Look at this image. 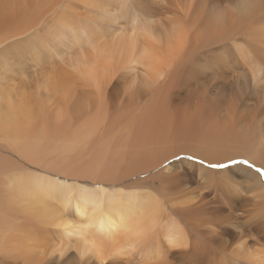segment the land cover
Here are the masks:
<instances>
[{
    "label": "bare ground",
    "instance_id": "6f19581e",
    "mask_svg": "<svg viewBox=\"0 0 264 264\" xmlns=\"http://www.w3.org/2000/svg\"><path fill=\"white\" fill-rule=\"evenodd\" d=\"M19 1L0 0V264H103L112 258H121L126 264H264V244L230 246L220 239L216 242L218 235L212 231L182 229L178 221L167 217L165 205L153 197L150 188L145 192L117 186L133 176L160 169L156 175L128 183L149 184L175 166L169 164L161 170L165 162L183 153L209 164L245 158L264 168V124L252 119L246 122L248 116L238 115V103L228 104L224 117L221 106L225 104L220 102L226 99L219 95L217 102L202 101L208 106L201 111L209 112V116L203 112L188 122L199 124L197 129L215 143H227L224 158L210 156L213 149L200 154L184 144L165 159L152 158L144 170L136 169L129 178L123 172L124 179L116 180L122 173L115 167L127 160L125 157L139 154L136 148L144 143L140 140H147L153 131L152 141L150 138L144 145L158 143L161 124L155 119L131 127L119 124L118 119L111 118L114 113L111 115L107 105V89L116 78L122 79L123 105L134 103L141 93L147 97L158 93L181 50L180 32L164 26L158 16H152L153 8L138 0ZM233 1L264 5V0ZM85 7L98 11L96 23L100 20L97 30L85 39L88 51L66 66L55 67L34 89L5 80L17 72L15 68L27 65L26 57L35 66L41 64L49 57L44 52L56 45L53 39H57L58 47L62 44L59 39L68 32L76 38L78 33L70 19L75 18L74 11ZM245 16L247 21L256 18L255 13ZM73 41L72 45H77L79 39ZM201 48L192 57V72L199 67L196 59ZM236 50L250 64L253 81L262 80V63L248 58L241 45L237 44ZM44 64L41 69L47 66ZM189 80L177 81L174 88L180 91L191 84ZM119 105L123 106L122 102ZM153 115L158 117L157 112ZM191 136H185V141L189 142ZM173 179L172 186L183 189V183ZM86 181L91 183L87 185ZM262 191L256 197L264 205ZM175 257L178 260H172Z\"/></svg>",
    "mask_w": 264,
    "mask_h": 264
},
{
    "label": "rangeland",
    "instance_id": "374dc122",
    "mask_svg": "<svg viewBox=\"0 0 264 264\" xmlns=\"http://www.w3.org/2000/svg\"><path fill=\"white\" fill-rule=\"evenodd\" d=\"M153 1L138 0L137 2H142V4L146 3V6L149 5V8L151 7L150 9H154L151 10L155 14H152V16H158L164 26H167V28L175 27L177 32H180L179 45L181 50L178 53V58L174 60L175 62L167 72L169 75L166 74L161 81L160 91L158 90L156 94L153 92L152 94L154 96L149 94L148 97L151 96L152 99L150 98V100L152 102L147 99V95L141 93L140 99H137L134 102L135 104L125 102L127 105H123V81L120 78H116L108 87L106 99L109 104L107 105L111 107V115L114 113L112 115L113 117H110L112 119H118L119 124L124 122L128 125L130 124L131 127L134 123L142 125L141 123L144 120L147 123L150 120L152 122V119H155L154 121L156 122L159 120L161 124V129H158L157 132V137L159 136L161 138L159 140L157 139L158 143L156 142V145H144L145 143H149L148 140L150 138V141H152V135H154L152 131L151 135L146 137L147 140H140L144 143L142 145L140 143L141 147L136 148V151L139 152L138 155L128 156L129 153H127V158L125 157L126 155H122L127 160H123L115 167V171L120 174L122 173V175H117L116 180H120V178L124 179L125 175V178H129L128 176L131 175V172L136 169L144 170V168H147L148 163L151 164L152 158L160 157V159H165L167 154L177 149L180 150V147L184 144H189V148L198 149L200 154H202L201 152L207 154V152H213L214 150L210 156H225L229 149L227 148V143H215L211 136L197 129L199 124L195 126L192 123L190 125L188 122L190 119L195 120V116H199L203 112L206 117L209 116V112L201 111V108L208 106V104H202L209 101L217 102L220 96L226 99V102L223 103V99L220 102L225 105L221 106L219 104L223 109L224 117H226L224 113L226 112L225 109L230 103H238L236 104L238 115L248 116L249 119L246 122L252 119L264 124V77L255 83L252 78L250 64L246 63L236 50V45H241L247 52L248 58L260 61L264 68V17L261 16V14L264 15V5H259L257 2L254 4L239 5L233 0ZM19 3H24V1L20 0ZM77 11H74L75 18L70 19L78 33L76 38L73 33L68 32L61 37L62 40L59 39L58 43L61 41L62 44L58 47L57 39H53L56 45L52 51L48 48L44 52L48 53L49 57L40 61L41 64L35 66V64L29 63L30 58L26 57L24 61H27L28 66L22 64V68H15L17 72L11 73L5 80L12 79L11 82H18L25 89H34L37 84L43 81V77L45 78V76L51 74L57 66H66L69 64V61H72L80 53L88 51V47L84 45L85 39L95 29L97 30V23L100 20L97 23L96 20L98 19L99 13L95 9L91 10L89 7ZM246 13H255L256 18H251L247 21ZM261 17L262 20H260ZM84 30L87 31L84 32ZM73 38L74 41L79 39L77 45H72L71 41ZM24 39L28 38L24 37ZM50 40L52 39L50 38ZM206 43L211 45L205 46ZM69 44L71 47H69ZM67 47L70 50H67ZM200 47L202 48L199 49L196 59V62H199V70L197 69L198 72L197 70L192 72L191 69L195 65L192 57ZM44 62V65L47 66L41 69L40 66ZM50 65H52L53 69H51ZM187 79H190L189 82L191 84L189 86H182L180 91L174 88L177 81L178 83L180 81L186 82ZM202 98H205V100ZM238 100L239 102H237ZM121 102L123 106L120 107L119 104ZM146 105L149 108H146ZM155 112H157L158 116H155L156 118L153 115ZM115 114L116 116L114 117ZM224 117L222 118L225 119ZM164 118L167 119L162 121ZM168 132L169 135L171 134L170 136ZM188 135H192L189 142L185 141L188 139L185 136L189 137ZM119 138L117 137L115 139L119 140ZM123 138L126 139V136ZM209 141L212 145H205ZM203 142L206 143L202 144ZM206 146L210 147V149ZM216 159L218 160L219 158ZM244 161H247V163H244ZM190 162L194 163V165H190ZM169 164H174L175 166H172V170L166 172L160 178H154L150 182L151 184L145 183V185H140L142 182H135V184L128 185L130 181H136L140 178L142 180L144 178L146 179L149 175H156L160 169L141 174L138 177L133 176L129 180H124L123 182L125 184L122 183L123 185L117 186L126 189H138L145 192L147 188H150L153 190V197L165 205L167 217H173L175 221L180 223L182 229L188 230L196 227L198 229L212 231L215 233L214 236L218 235L217 238L215 237L216 242L222 241L224 244L230 246H235L243 242H247L249 245L264 244V205L260 197H256L257 194L261 195L263 193L262 190H264V168L261 165L250 163L245 158H237L221 163L225 165L224 167H211L210 165L213 164H209L202 158L185 153L165 162L160 167L161 170L167 165L169 166ZM131 166L137 167L131 169ZM123 172H125V175H123ZM251 172L257 174V176L259 175L261 178L259 176L254 177ZM174 177L178 179V182L183 183V189L177 190L172 186ZM113 181L112 183L115 186L109 182L108 186L117 188L116 183ZM79 182L83 183V181ZM86 182L87 185L91 183V181ZM187 207L198 209L191 211L190 208L186 210ZM172 260L176 261L178 259L175 257ZM92 264L98 263L93 262ZM103 264L126 263L121 258H112Z\"/></svg>",
    "mask_w": 264,
    "mask_h": 264
},
{
    "label": "snow or ice",
    "instance_id": "6c2138e0",
    "mask_svg": "<svg viewBox=\"0 0 264 264\" xmlns=\"http://www.w3.org/2000/svg\"><path fill=\"white\" fill-rule=\"evenodd\" d=\"M244 163H247V161H244ZM211 167H224L225 165L223 164H213V165H210Z\"/></svg>",
    "mask_w": 264,
    "mask_h": 264
}]
</instances>
